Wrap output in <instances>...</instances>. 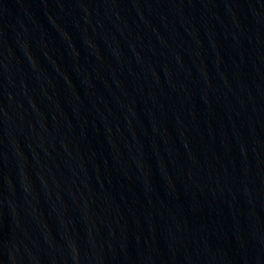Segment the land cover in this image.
Segmentation results:
<instances>
[{
	"label": "water",
	"instance_id": "95a60500",
	"mask_svg": "<svg viewBox=\"0 0 264 264\" xmlns=\"http://www.w3.org/2000/svg\"><path fill=\"white\" fill-rule=\"evenodd\" d=\"M0 264H264V0H0Z\"/></svg>",
	"mask_w": 264,
	"mask_h": 264
}]
</instances>
